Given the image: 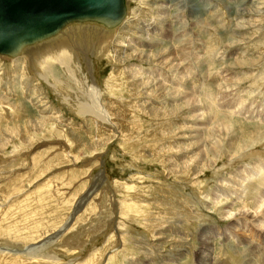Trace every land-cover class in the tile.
I'll use <instances>...</instances> for the list:
<instances>
[{
  "label": "rangeland",
  "instance_id": "1",
  "mask_svg": "<svg viewBox=\"0 0 264 264\" xmlns=\"http://www.w3.org/2000/svg\"><path fill=\"white\" fill-rule=\"evenodd\" d=\"M128 7L133 18L119 38L130 46L116 44L117 31L102 37L101 49L99 43L92 53L82 48L92 77L81 57L79 67L70 64L75 79L57 64L41 71L54 52L72 54L66 42L35 62L0 57V264H198L206 252L209 264H264V216L259 204L244 206L261 188L246 197V186L238 184L258 156L232 165L223 152L212 171L191 176L205 185L200 195L174 172L200 152L194 171L211 159L214 139H222L225 150V136L213 131L214 113L237 126L264 127V0H128ZM165 48L182 75L159 65ZM91 82L101 105L110 108L117 98L131 111L109 117L116 123L97 124L79 106L91 105ZM189 93L196 103L185 106ZM192 107L201 108L193 117ZM164 151L171 170L158 158ZM28 250L31 255L18 257Z\"/></svg>",
  "mask_w": 264,
  "mask_h": 264
},
{
  "label": "bare ground",
  "instance_id": "2",
  "mask_svg": "<svg viewBox=\"0 0 264 264\" xmlns=\"http://www.w3.org/2000/svg\"><path fill=\"white\" fill-rule=\"evenodd\" d=\"M152 1V0H151ZM157 1H159V0H157ZM164 1V0H163ZM152 6V5H151ZM150 7V6H149ZM189 9H188V12H191V13H193L192 11H194V7H188ZM104 12H106V11H104ZM99 13V14H98ZM98 13H96V12H91V11H89L88 13H85V14H83L80 18H76V17H74V19H66V20H64V21H62V22H60L59 24H58V26L56 27V28H53L52 30H48V31H43L42 30V35H40V37H38V38H36V37H34V36H31V34H28V35H26L25 36V38L27 39V42H17V43H15V45H13V46H11V48L10 49H8V50H6V51H0V57H1V59L2 58H6L7 60H9V61H15V59L16 58H30L29 59V61L30 60H32V61H34L33 59H35V58H38V57H41V55H43V54H45V53H47V52H49V51H55L57 48H58V45H60V43H63V42H66V44L68 45V46H70L69 48H70V50H72V54L70 55V54H61L60 53V55H58V54H56L55 52H54V60L52 61V62H50V60L48 61V60H46V62L45 63H43L44 64V68H42V66H41V71L43 70V72H45L46 74H47V72H51L50 71V67H52V66H54L55 64H57V65H59L60 67L62 66V68H64L65 69V71H66V73L71 77V78H76V75H75V73H74V71L70 68V64H72V62L73 61H76L77 62V67H79V62H78V60L80 59V57H81V59H82V61L83 60H85V62H84V64L86 65V67H87V69H88V73H89V75L92 77V75H91V60L89 59V55L86 57L85 56V53H84V55L82 54L83 53V51H82V48H84V49H86L87 51H85V52H87V53H92L91 51L92 50H95V49H92L91 51H90V48H94L95 46H98V45H96V43H99V41L100 40H102V37H107V38H110V36H115L116 34V32L118 31L119 32V34L117 35V37L115 38L116 39V44L117 43H126V45L125 46H130V44H127V41H123V40H121L119 37L122 35V32L126 29V28H128L127 27V25L129 24V22H131L132 21V18L133 17H131L130 18V13H129V7H128V0H122V16L118 19V20H116V21H112V17L110 16V14H108L107 12H106V14L108 15V17H107V15H104L103 14V12H100V11H98ZM147 14V13H146ZM134 14L132 13V16H133ZM138 17V16H137ZM140 17V16H139ZM138 17V18H139ZM146 17V16H145ZM135 18V17H134ZM136 19V18H135ZM146 19H144L143 21H145ZM147 22V21H146ZM152 22V21H151ZM133 23V22H132ZM148 23H149V21H148ZM144 24H145V22H144ZM131 28V27H130ZM129 29V28H128ZM127 29V30H128ZM142 30H143V28H142ZM131 31V30H130ZM144 31V30H143ZM146 31V30H145ZM126 33V32H125ZM146 33V32H145ZM115 34V35H114ZM147 34V33H146ZM130 35V34H129ZM148 36V38H149V36L150 35H147ZM180 37H181V35H180ZM145 39V38H144ZM146 39H147V37H146ZM149 40V39H148ZM129 43V42H128ZM141 43V42H140ZM100 45V47H99V49H101V43H99ZM65 45V44H64ZM136 45H137V43H136ZM61 46V45H60ZM104 46V45H103ZM125 46H123V47H125ZM118 47V46H117ZM149 47V46H148ZM61 48V47H60ZM103 48V47H102ZM121 48V47H120ZM96 50H98V49H96ZM95 50V51H96ZM121 50V49H120ZM90 51V52H89ZM101 50H99V52H100ZM116 51V50H115ZM162 51V50H161ZM159 52L160 54H158V52L156 53V54H158L157 55V57L158 58H163V60L159 63V65H162V67H167L168 69H173V70H170V71H173L174 72V74H175V76H177L180 72H177V70L176 69H174V68H176V67H174L173 68V65L174 64H176V61H174V58H172V51L169 49V48H165V50H163V52ZM98 52V51H97ZM98 52V54H100ZM119 52V51H118ZM193 53V52H192ZM36 54H38V55H36ZM94 54V53H93ZM95 54H97V53H95ZM97 54V55H98ZM111 54H112V52H111ZM111 54H110V56L108 55V58H109V60L111 59ZM117 54V53H116ZM155 54V55H156ZM90 55H92V54H90ZM117 55H119V54H117ZM146 55V54H145ZM189 55V54H188ZM33 56V57H32ZM106 56V55H105ZM114 56V55H113ZM138 56V55H137ZM139 59H140V62L142 61L143 62V60L144 61H146L145 59H144V55H142L141 56V54H139ZM184 60L185 59H187V54L184 56L183 55V53L180 55ZM97 57V56H96ZM115 57H116V55H115ZM114 57V58H115ZM120 57V56H119ZM156 57V56H155ZM190 57V56H189ZM192 57V56H191ZM194 57V56H193ZM72 58H74L75 60H71ZM103 58V57H102ZM106 58V57H105ZM121 58V57H120ZM154 58V57H153ZM112 61H113V57H112V59H111ZM148 60V59H147ZM27 61V60H26ZM80 61V60H79ZM20 62V61H19ZM22 62V61H21ZM35 62V61H34ZM42 62V61H41ZM111 62V61H110ZM116 63V60H114L113 61V63ZM174 62V63H173ZM173 63V64H172ZM39 64V63H38ZM194 64V63H193ZM11 65V64H10ZM16 65V64H15ZM114 65V64H113ZM118 65H120L121 66V64H118ZM117 65V66H118ZM115 66V65H114ZM177 66V65H176ZM72 67V66H71ZM116 67V66H115ZM122 67V66H121ZM25 69H26V67H25ZM63 69V70H64ZM188 69V68H187ZM117 70V69H116ZM57 71V70H56ZM119 71V70H118ZM132 72H136V71H134V70H131ZM130 73V72H129ZM181 73L183 74V72H182V70H181ZM180 73V75H182ZM37 74H38V72H37ZM49 74V73H48ZM51 74V73H50ZM113 74V73H112ZM115 74H117V72L115 73ZM122 75V74H121ZM133 75V74H132ZM131 75V76H132ZM58 83H59V81L55 78V76L52 74L51 75ZM115 76H117V75H115ZM125 76V75H124ZM128 76V75H127ZM134 76V75H133ZM186 76V75H185ZM118 77V76H117ZM129 77V76H128ZM135 77V76H134ZM180 77V76H179ZM95 78V77H94ZM116 78V77H115ZM130 78V77H129ZM183 78V77H182ZM44 79L46 80L47 79V76L45 77L44 76ZM43 79V80H44ZM111 79V78H110ZM112 79H113V77H112ZM133 79V78H132ZM209 79V78H208ZM91 80V79H90ZM94 80V79H93ZM93 80H91V81H93ZM116 80V79H115ZM117 80H119V78L117 79ZM129 80V79H128ZM134 80V79H133ZM182 80V79H181ZM77 81V80H76ZM120 81V80H119ZM207 81V80H206ZM259 81H260V79H259ZM110 83L112 82V81H109ZM261 82H264V78L262 79V77H261ZM92 83V82H91ZM116 83V81H114V84ZM132 83V82H131ZM147 83V82H146ZM57 84V83H56ZM260 84V83H259ZM86 85V84H85ZM109 85V84H108ZM107 85V86H108ZM111 86H112V84H110ZM120 85H121V83H120ZM120 85H117L116 84V87L117 86H120ZM129 85H132V84H130L129 83ZM111 86H110V89H111ZM121 86H123V85H121ZM138 87H139V85H138ZM53 88H54V86H53ZM87 88H88V86H87ZM90 88V87H89ZM119 88H122V87H119ZM124 88V87H123ZM123 88L121 89V90H123ZM263 88V87H262ZM126 89V88H125ZM264 89V88H263ZM108 91H109V88L107 89ZM114 90V89H113ZM121 90L119 91V92H121ZM131 90V89H130ZM162 90V89H161ZM259 90V89H258ZM126 91H127V89H126ZM112 92V91H111ZM110 92V93H111ZM119 92H118V94L117 95H120L119 94ZM128 92V91H127ZM124 93V92H123ZM122 93V94H123ZM170 93V92H169ZM125 94V93H124ZM114 95V94H113ZM116 95V96H117ZM130 95V94H129ZM192 94L191 93H189V95H187L188 97H189V99H191V101H189V100H186V105L185 106H192V104H194L195 105V103H196V100L194 101V99L192 98V96H191ZM87 97H88V100L90 101V103H91V105L89 106V105H87V103L86 104H84L83 103V105H81V104H79V106H81L82 108H84V111L83 112H85V113H87L90 117H93L94 119H96V121H97V124L100 122V121H102V122H104V124H107V123H109L110 122V118H111V116H113L114 114H119V110H124L123 111V113H128L129 111H131V107L130 106H128V105H122L120 102H121V100L120 99H117V98H113V102H112V100H110L111 102H112V104H113V106L111 107L110 106V108L108 107V108H106L105 106H103V105H101L100 104V100H101V91H100V89L97 87V85H95L94 83H92L91 84V88L90 89H88V92H87ZM121 97V96H120ZM136 97V96H135ZM139 97V96H138ZM184 97V96H183ZM112 98V97H111ZM110 98V99H111ZM124 99V98H123ZM134 100V99H133ZM132 100V101H133ZM124 101V100H123ZM193 101V102H192ZM110 102V103H111ZM195 102V103H194ZM89 103V102H88ZM130 103V102H129ZM233 103H234V101H233ZM233 103H231V102H229V104H231V105H229V107H231V106H234V104ZM137 103H134V105H136ZM215 104V101H212L211 100V106L210 105H208L207 104V106H208V108H206V109H208V111L210 112V110H212V107H213V105ZM132 105V104H131ZM241 105V104H240ZM141 106V105H140ZM242 106V105H241ZM240 106V107H241ZM138 107V106H137ZM223 107V106H222ZM239 107V106H238ZM131 108V109H130ZM188 108V107H187ZM192 108H194V110H192V112H194L191 116L193 117V115L195 114V112H197V110H201V108L200 109H198L197 108V110H195V107H192ZM235 108V107H234ZM129 110V111H128ZM134 111V110H133ZM136 111H140L139 109L138 110H136ZM135 111V113H137ZM213 111V110H212ZM211 111V112H212ZM122 113V112H121ZM132 113V112H131ZM135 113L133 114L132 113V115L134 116V117H136V116H138V115H135ZM162 113H164V114H166V111H162ZM212 113H214V112H212ZM211 113V114H212ZM82 114H84V113H82ZM137 114H139V113H137ZM143 114V113H142ZM211 114H210V116H211ZM121 115V114H120ZM144 116V115H143ZM110 117V118H109ZM132 117V116H131ZM142 117V116H141ZM204 117V116H203ZM260 117H262L261 115H260ZM119 118H120V116H119ZM122 118V117H121ZM126 118V117H125ZM124 118V119H125ZM138 118V117H137ZM196 118V117H195ZM213 118H214V122H213V131L214 132H216L217 134H219V135H224L225 136V140H226V145H225V147H224V151H223V148H222V143L224 142L222 139H214L215 140V142L213 143V144H209V146H210V153H211V159H207L206 160V162L202 165V164H200V162L198 163L199 165H202L201 167H199L198 166V164H197V166L195 167L196 169H195V171H194V169H191V163L193 164V160H195V159H197L198 158V156H200V158H202V156L201 155H203L201 152H200V155H198V154H196L195 155V159L193 158L192 160H191V162H182V163H177L176 164V168H175V171L174 172H176L177 173V177L181 180H184V184H188V183H190V185L191 186H193V187H196L197 189H196V191H198V193L197 194H201V192H200V188H201V190L202 189H204V184L201 182V180L200 181H198V179L197 180H193L192 182H191V176H196V174L199 172L200 174L202 173L203 175H205V169H209L210 171H212L215 167H214V164L215 163H217L218 162V159L219 158H221V157H223L222 155H223V152H227V153H229L230 154V156H231V160H232V165L236 162V160H241V162L243 161V160H248V159H250V158H252V157H254L255 158V156L254 155H256V156H258L257 157V159H256V161L254 162V161H252L251 162V168L249 167V168H244L242 171H241V175L243 176L244 175V177H240V180H241V182L238 180V184H243L244 186H246V191H245V194H246V197H249V196H252V195H255L256 194V189H259V188H261V191L258 193V195H256V196H254V198L250 201V200H247L246 199V202L244 201V206H247V207H249L250 209H255L257 206H258V204H259V209L261 208V212H262V215L264 216V165L261 163V160L260 159H262L263 157H264V127H262V126H259V125H242V126H237L236 125V123L235 122H233L231 119H229V116H225V115H219V114H213L212 115V117H211V120H213ZM263 118V117H262ZM112 119H113V117H112ZM124 119L122 120V121H124ZM127 119V118H126ZM129 119V118H128ZM133 119V118H132ZM132 119H131V121H132ZM130 120V119H129ZM137 120H139V119H137ZM113 121L114 120H111V122H110V124L111 123H113ZM115 121H117V120H115ZM114 121V123H116ZM121 121V120H120ZM128 121V120H127ZM130 121V122H131ZM133 121H135V120H133ZM125 122V121H124ZM143 123H145L144 121H142ZM168 122V121H167ZM166 122V123H167ZM126 123V122H125ZM124 123V124H125ZM123 124V123H122ZM123 124V125H124ZM127 124H129V123H127ZM127 124H125V125H127ZM134 124H135V122H134ZM133 124V125H134ZM140 124V123H139ZM115 125V124H114ZM117 125V124H116ZM124 125V126H125ZM132 125V124H131ZM137 125V124H136ZM135 125V126H136ZM141 125V124H140ZM146 125V124H145ZM130 126V125H129ZM129 126H127V127H129ZM137 126H139V125H137ZM142 126V125H141ZM140 126V127H141ZM147 126V125H146ZM145 126V127H146ZM99 127V126H98ZM120 127H122L121 125H120ZM130 127H132V126H130ZM233 127H235V129L237 130V132H236V130L233 128ZM156 128V127H155ZM98 129H100V128H98ZM126 129V127H124L122 130H125ZM128 129V128H127ZM135 129V128H134ZM146 129H148V128H146ZM150 129V128H149ZM246 130H249V132H247L246 134H245V136L248 138V139H246L245 137H243V135H242V132L244 133V131H246ZM212 130H211V132H213ZM124 132V131H123ZM133 132V131H132ZM145 132V131H144ZM163 132H165V134H167L168 133V135H170L169 133H170V129L168 130H163ZM136 133V132H135ZM215 133V134H216ZM124 134V133H123ZM140 134V133H139ZM144 134V133H143ZM151 134H154V133H151ZM150 134V135H151ZM145 135V134H144ZM155 135V134H154ZM228 135V136H227ZM152 136V135H151ZM171 136V135H170ZM216 136V135H215ZM121 137V136H120ZM154 137V136H153ZM157 137H159V136H157ZM162 137V136H161ZM195 137V136H194ZM238 137H241V138H239V139H241V140H239L238 139ZM138 138V137H137ZM140 138V137H139ZM138 138V139H139ZM149 138V137H148ZM164 138V137H163ZM166 138V137H165ZM146 139V138H145ZM150 139V138H149ZM169 139V138H168ZM125 140V139H124ZM141 140V139H140ZM154 140V139H153ZM166 140V139H165ZM174 140V138L172 139V141ZM123 141V140H122ZM132 141H134V140H132ZM145 141V140H144ZM149 141V140H148ZM198 141V140H197ZM125 142V141H124ZM124 142H123V144H124ZM141 142H143V141H141ZM151 142V141H150ZM154 142H155V140H154ZM157 142V141H156ZM159 142H161V141H159ZM164 142V141H163ZM166 142H168V140H166ZM165 142V143H166ZM213 142V141H212ZM131 143V142H130ZM137 143H138V141H137ZM139 143H140V141H139ZM149 143V142H148ZM152 143V142H151ZM203 143V142H202ZM205 144H206V141L204 142ZM211 143V142H210ZM127 144V143H126ZM125 144V145H126ZM135 144V143H134ZM141 144V143H140ZM145 144H147L146 142H145ZM204 144V145H205ZM127 145H129V144H127ZM148 145V144H147ZM142 146V145H141ZM158 146V145H157ZM173 146V145H172ZM205 146H207V145H205ZM204 146V147H205ZM64 148V147H63ZM147 148V147H146ZM161 148V150H163L162 149V147H160ZM207 148V147H206ZM169 149V148H168ZM168 149H166V150H168ZM258 149H260V150H258ZM142 150V149H141ZM150 150V149H149ZM148 150V151H149ZM155 150V149H154ZM174 150V149H173ZM244 150V153H243V155H241L240 153H242V151ZM135 151V150H134ZM138 151V150H137ZM151 151V150H150ZM203 151V150H202ZM155 152H156V150H155ZM177 152H179V150L177 151ZM205 151H203V153H204ZM150 153V152H149ZM159 153V152H158ZM163 153V155H160V154H157L158 155V158H159V160H160V162H162V163H164V164H166V167H167V169L168 168H170V170H171V166H169V162L168 163H165L164 161H165V159H164V155L165 154H167L165 151L164 152H162ZM171 155H172V153L174 154V152H169ZM176 153V152H175ZM206 153V152H205ZM144 154V153H143ZM141 156V155H140ZM155 156V155H154ZM168 156H170V155H168ZM208 156H209V153H208ZM207 156V157H208ZM145 157H146V155H145ZM155 157H157V156H155ZM206 157V158H207ZM141 158V157H140ZM171 158H172V156H171ZM139 159V158H138ZM203 159H205L204 157H203ZM168 160V159H167ZM202 160V159H201ZM168 161H170V160H168ZM200 161V160H199ZM258 161H260V162H258ZM167 162V161H166ZM202 162V161H201ZM256 162H258V163H256ZM237 163H238V161H237ZM165 166V165H164ZM169 166V167H168ZM173 166V165H172ZM260 166H262V167H260ZM163 167V166H162ZM164 168V167H163ZM262 168V169H261ZM166 169V170H167ZM173 169H174V167H173ZM218 169V168H217ZM163 170H165V169H163ZM165 170V171H166ZM192 171V173L193 174H191L190 175V172ZM207 172V171H206ZM198 173V174H199ZM208 173V172H207ZM215 173V172H214ZM197 174V175H198ZM216 174H218L219 175V171L218 172H216ZM168 175V174H167ZM180 175V176H179ZM237 176V175H236ZM235 176V177H236ZM194 179V178H193ZM235 179V178H234ZM203 180V179H202ZM183 184V185H184ZM136 186V185H135ZM185 187V186H184ZM128 188V187H127ZM141 187H139V189H140ZM126 190H128V189H126ZM125 190V191H126ZM132 190V189H131ZM141 190V189H140ZM130 191V190H129ZM133 191V190H132ZM93 192V191H92ZM141 193V192H140ZM142 195V194H141ZM131 196V195H130ZM245 198V197H244ZM87 199V198H86ZM85 199V200H86ZM171 199V198H170ZM185 199V198H184ZM183 199V200H184ZM168 200V199H167ZM245 200V199H244ZM170 201V200H169ZM172 201H173V198H172ZM86 202H87V200H86ZM126 202V201H125ZM167 203V202H166ZM166 203H164V204H166ZM81 204V203H80ZM170 204V203H169ZM172 204V203H171ZM170 204V205H171ZM165 206H167V204L165 205ZM79 207V206H78ZM164 207V206H163ZM175 207V206H174ZM144 208V207H143ZM161 208V207H160ZM142 209V208H141ZM168 210V212L170 211V209L169 208H165V211H167ZM258 210V209H257ZM145 211V210H144ZM162 213H164V212H162ZM259 213H260V211H259ZM255 215V214H254ZM261 215V214H260ZM136 216V215H135ZM142 217L144 218V214L142 215ZM257 217V216H256ZM255 219V218H254ZM165 222V221H164ZM127 224V223H126ZM152 224V223H151ZM69 225V224H68ZM66 227V225L63 227V229ZM154 227V226H153ZM147 228V227H146ZM153 230V229H152ZM62 231V230H61ZM122 231V230H121ZM64 232V231H63ZM152 232V231H151ZM55 235H58V233L57 234H55ZM54 235V236H55ZM59 235H61L60 233H59ZM73 237V236H72ZM78 237H79V235H78ZM126 237H127V235H126ZM209 237V236H208ZM55 239H56V237H55ZM78 239V238H77ZM77 239H75V241L77 240ZM68 240H70V239H68ZM72 240V239H71ZM55 241V240H54ZM129 241V240H128ZM200 241V240H199ZM125 242V241H124ZM130 243H131V241H130ZM206 246H207V248H208V246H209V241L207 240L206 242ZM17 247H18V245H17ZM29 249V248H28ZM37 249H41V248H37ZM209 249V248H208ZM1 251V250H0ZM6 252L8 251V250H5ZM32 251H33V249H32ZM201 251L202 252H204V248H202L201 249ZM5 252V253H6ZM23 252V251H22ZM35 252V251H34ZM115 252V251H114ZM10 253V252H9ZM17 253V252H16ZM112 253V252H111ZM117 253V252H116ZM118 253H119V251H118ZM117 253V254H118ZM124 253V252H123ZM126 253V252H125ZM2 254V253H1ZM7 254V253H6ZM115 254V253H114ZM121 254V253H120ZM206 255H203V256H201V258L199 259V262H198V264H209V260H210V257H209V252H206L205 253ZM8 255V254H7ZM26 255H31V250H28L27 252H25L23 255H21V256H18L19 258H23L24 256L26 257ZM5 256V255H4ZM8 257H10V258H13L12 256H8ZM17 257V256H16ZM15 257V258H16ZM261 257H264V254H262L261 255ZM6 258V257H5ZM14 258V259H15ZM31 258H32V256H31ZM35 258V257H34ZM37 258V257H36ZM35 258V259H36ZM111 258V257H110ZM119 258V257H118ZM3 259V258H2ZM33 259V258H32ZM39 259V258H38ZM113 259V258H112ZM5 260V259H4ZM21 260V259H20ZM109 260V259H108ZM114 260V259H113ZM115 260H118V259H115ZM114 260V261H115ZM262 260H263V258H262ZM23 261H26V259H24ZM53 261V260H52ZM110 261H112V260H110ZM259 261H261L260 259L258 260V262ZM264 261V260H263ZM5 262H7V261H5ZM27 262H28V260H27ZM34 263H35V261H33ZM91 262V261H90ZM108 262V261H107ZM117 262V261H116ZM38 263V262H37ZM36 263V264H37ZM44 263V262H43ZM261 263V262H260ZM10 264H12L11 262H10ZM24 264V263H23ZM111 264V263H110Z\"/></svg>",
  "mask_w": 264,
  "mask_h": 264
},
{
  "label": "water",
  "instance_id": "3",
  "mask_svg": "<svg viewBox=\"0 0 264 264\" xmlns=\"http://www.w3.org/2000/svg\"><path fill=\"white\" fill-rule=\"evenodd\" d=\"M89 11L107 12L116 21L122 16V0H0V51L27 42L28 34L38 38L42 30H52Z\"/></svg>",
  "mask_w": 264,
  "mask_h": 264
}]
</instances>
